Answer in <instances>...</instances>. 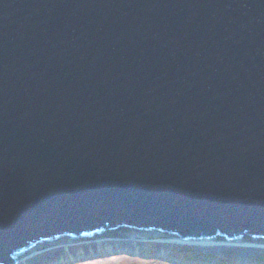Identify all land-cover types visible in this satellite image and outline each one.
<instances>
[{"label":"water","instance_id":"water-1","mask_svg":"<svg viewBox=\"0 0 264 264\" xmlns=\"http://www.w3.org/2000/svg\"><path fill=\"white\" fill-rule=\"evenodd\" d=\"M118 226L264 237V0H0V264Z\"/></svg>","mask_w":264,"mask_h":264},{"label":"rangeland","instance_id":"rangeland-1","mask_svg":"<svg viewBox=\"0 0 264 264\" xmlns=\"http://www.w3.org/2000/svg\"><path fill=\"white\" fill-rule=\"evenodd\" d=\"M128 232L131 231L81 240L80 242L84 244L68 245V250H64L65 247H62L56 253H48L51 251L49 249L31 259H25V264H178L175 260L170 259L168 254L171 251H182L188 248H190L191 255L195 258L208 257L209 260L206 264H264L263 242L160 238L162 235L158 236L156 231L136 233L138 237H144V239L133 240V238H127L128 240H123L122 236H129ZM103 237H110V240H106L107 242L102 241ZM68 238L71 237L61 238L50 245L52 246L54 243L59 245L65 240L67 241ZM94 240L95 243H90ZM157 240L159 241L157 242ZM202 242H205L206 245H202ZM109 243L111 244L109 245ZM239 245H248L249 247H243L242 250L237 247ZM45 247L48 248V245L30 251V253L22 255L18 259L27 258L36 250L40 251ZM256 261H260V263H255ZM14 264L22 263L17 262Z\"/></svg>","mask_w":264,"mask_h":264},{"label":"trees","instance_id":"trees-1","mask_svg":"<svg viewBox=\"0 0 264 264\" xmlns=\"http://www.w3.org/2000/svg\"><path fill=\"white\" fill-rule=\"evenodd\" d=\"M130 230H140V229H133L130 227H123V226H118L115 227L113 229H108V230H101L98 232H92L91 234H78L76 237H82V238H89V237H93V236H97V235H101V234H106V235H110V234H114V233H118L121 231H130ZM142 231V230H141ZM148 231V230H147ZM173 234V233H172ZM216 238L219 239H225V237L221 234H217L215 236ZM243 240H248V241H264V237L263 236H251V235H247L244 234L243 235ZM191 250L190 248L188 249H183L181 250H177V251H171L168 254V257L172 260H175L178 264H206L207 261L209 260V258L207 257H201V258H195L191 255ZM255 263H260V261H256ZM220 264H225V263H220Z\"/></svg>","mask_w":264,"mask_h":264},{"label":"bare ground","instance_id":"bare-ground-1","mask_svg":"<svg viewBox=\"0 0 264 264\" xmlns=\"http://www.w3.org/2000/svg\"><path fill=\"white\" fill-rule=\"evenodd\" d=\"M148 232H150V231H148ZM148 232H145V233H148ZM136 233H138L137 231L135 232V231H131V232H128V234H129V236H122V239L123 240H128L127 238H133V240H137V239H144V237H138V235H136ZM158 234V236H161V234L159 233V232H157ZM142 234V233H141ZM156 235V236H157ZM143 236V235H142ZM157 236V237H158ZM110 237H103L101 240L102 241H106V240H108ZM160 238H165L164 236H161ZM173 238V237H172ZM96 240V239H95ZM92 241V242H90V243H95L96 241ZM110 240V239H109ZM113 240H115V239H113ZM199 240H204V239H199ZM206 240V239H205ZM219 240H222V241H226V240H224V239H219ZM81 240H77V239H74V238H68L67 239V241L65 240V242H63V243H61V244H59V245H57L56 243H54L52 246L51 245H48V248L47 247H45V248H43V249H41L40 251H37L36 250V252L35 253H33V254H30L27 258H21V259H17V261H16V263L17 262H19V263H22V264H25V262H26V260L25 259H31V258H33V257H35V256H37V255H39V254H41V253H43L44 251H47V250H49V249H51V251L50 252H48V253H56L59 249H61L62 247H65L64 248V250H68V245L70 246V245H77V244H84V243H81L80 242ZM159 240H157V242H158ZM172 242H175L174 240H171ZM230 241V240H229ZM228 241V242H229ZM231 241H233V242H236V240H231ZM107 242V241H106ZM233 242H232V244H233ZM86 243V242H85ZM176 243H178V242H176ZM111 243H109V245H110ZM113 244V243H112ZM235 244V243H234ZM202 245H206V243L205 242H202ZM237 247H240L242 250L244 249L243 247H249L248 245H239V246H237ZM35 250V249H34ZM33 251V250H32ZM60 251V250H59ZM30 253V252H29ZM61 254V253H60ZM59 254V255H60Z\"/></svg>","mask_w":264,"mask_h":264}]
</instances>
